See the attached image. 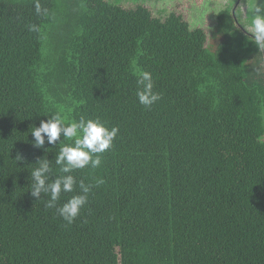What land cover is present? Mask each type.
Masks as SVG:
<instances>
[{"label":"trees","instance_id":"16d2710c","mask_svg":"<svg viewBox=\"0 0 264 264\" xmlns=\"http://www.w3.org/2000/svg\"><path fill=\"white\" fill-rule=\"evenodd\" d=\"M40 2L47 15L0 0V264H264V49L234 7L207 45L141 4ZM141 70L161 93L151 109L135 95ZM56 113L119 128L99 168L72 173L104 183L71 225L30 194L39 158L61 174L59 145L30 134Z\"/></svg>","mask_w":264,"mask_h":264},{"label":"clouds","instance_id":"9594fccd","mask_svg":"<svg viewBox=\"0 0 264 264\" xmlns=\"http://www.w3.org/2000/svg\"><path fill=\"white\" fill-rule=\"evenodd\" d=\"M34 12L38 16L47 15L40 0H34ZM30 32H38L37 25H28ZM250 38L258 49H264V0L258 5L254 2L250 22ZM137 101L146 109L161 99V93L154 91V81L151 72L139 71L136 78ZM33 137L32 147L43 149L45 143L59 145V152L55 156V165L60 175L52 179V161L46 156L39 158L30 173V194L37 201L42 194L48 197L45 207L55 209L56 214L71 225L88 204L89 195L93 187L104 183L100 177L94 178L93 184H86L83 179L77 180L72 174L85 168L97 169L102 164V155L113 147V142L119 132L118 127H107L99 118L87 119L81 116L78 120L67 123L61 114L56 113L41 120L38 127H30ZM63 138V140H62ZM59 141V143H57ZM64 141H71L67 143ZM47 149H45L46 152ZM16 162H22L21 155L16 156ZM79 189L76 192V189ZM62 193H75L65 202L58 204Z\"/></svg>","mask_w":264,"mask_h":264},{"label":"rangeland","instance_id":"374dc122","mask_svg":"<svg viewBox=\"0 0 264 264\" xmlns=\"http://www.w3.org/2000/svg\"><path fill=\"white\" fill-rule=\"evenodd\" d=\"M115 4L131 8L137 4L145 6L154 17H165L175 13L190 25L192 29H202L207 35V45H215V16L224 8L234 7L237 20L250 30L252 8L255 0H110ZM259 5L262 0H256ZM216 38V39H215ZM216 40V41H215ZM215 42V43H214Z\"/></svg>","mask_w":264,"mask_h":264}]
</instances>
